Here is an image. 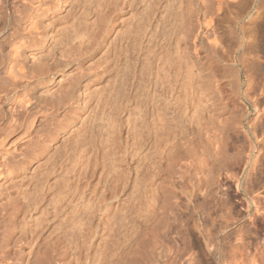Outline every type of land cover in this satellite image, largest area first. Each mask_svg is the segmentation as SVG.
Wrapping results in <instances>:
<instances>
[{"label": "bare ground", "instance_id": "6f19581e", "mask_svg": "<svg viewBox=\"0 0 264 264\" xmlns=\"http://www.w3.org/2000/svg\"><path fill=\"white\" fill-rule=\"evenodd\" d=\"M263 226L264 0H0V264H264Z\"/></svg>", "mask_w": 264, "mask_h": 264}, {"label": "rangeland", "instance_id": "374dc122", "mask_svg": "<svg viewBox=\"0 0 264 264\" xmlns=\"http://www.w3.org/2000/svg\"><path fill=\"white\" fill-rule=\"evenodd\" d=\"M260 218H261V217H260ZM260 218H259V220L262 221ZM262 228H263V229H262ZM263 230H264V226L261 227V228L259 227V233L261 234V236L264 234V233H263ZM260 231H261V232H260ZM246 251H247V252H246ZM252 251H254L253 248H252V249L250 248V251H249L248 248L245 249L244 253H247L248 255L246 256V255L244 254V255H245V256H244V260L247 259V260H246L247 262H246V261H243L244 263H246V264H247V263L250 264V262H248V261H250L249 259H250L251 257L249 258V256L253 255L254 252H255V251H254L253 254H252ZM236 252H237V251H236ZM249 252L251 253V255L249 254ZM238 253H239V251H238L237 253H235V255H237V257H238V255H239ZM201 256H202V253H201ZM202 258H203V263H202V264H206V263H207V264H211V263L215 264L214 262H212V261H210V260H209V262H208L207 257L204 256V253H203ZM248 258H249V259H248ZM204 259H205L206 262L204 261ZM234 261H236V262H235L236 264L238 263V259H237V260H234ZM239 261H240V260H239ZM204 262H205V263H204ZM240 262H241V261H240ZM235 263H234V264H235ZM238 264H239V263H238ZM240 264H242V263H240ZM255 264H257V263H255ZM258 264H260V263L258 262Z\"/></svg>", "mask_w": 264, "mask_h": 264}]
</instances>
